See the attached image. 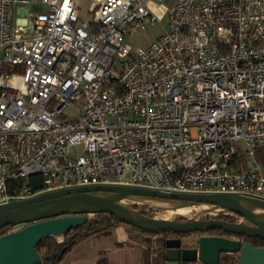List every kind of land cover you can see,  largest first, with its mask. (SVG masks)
Segmentation results:
<instances>
[{
    "label": "built area",
    "instance_id": "obj_1",
    "mask_svg": "<svg viewBox=\"0 0 264 264\" xmlns=\"http://www.w3.org/2000/svg\"><path fill=\"white\" fill-rule=\"evenodd\" d=\"M89 2L0 0V204L83 185L264 200V0H173L146 48L125 43L157 21L144 2Z\"/></svg>",
    "mask_w": 264,
    "mask_h": 264
},
{
    "label": "water",
    "instance_id": "obj_2",
    "mask_svg": "<svg viewBox=\"0 0 264 264\" xmlns=\"http://www.w3.org/2000/svg\"><path fill=\"white\" fill-rule=\"evenodd\" d=\"M140 196L165 201L219 206L226 210L216 217L233 213L240 222L216 219L156 220L144 211L119 206L128 196ZM150 207V206H149ZM264 208V200L232 193H163L137 186L83 185L44 191L25 198H10L0 204V229L18 226L0 235V264H39L35 246L44 237H60L83 225L88 215L108 213L119 222L147 233L173 232L184 234L209 230H222L235 238L218 235H200L188 245V238L169 237L164 241V264L184 262L219 264L221 254L238 255L237 264H264V246H253L241 236L264 239V214L255 208ZM152 208V207H151ZM66 248H62L58 259Z\"/></svg>",
    "mask_w": 264,
    "mask_h": 264
},
{
    "label": "trees",
    "instance_id": "obj_3",
    "mask_svg": "<svg viewBox=\"0 0 264 264\" xmlns=\"http://www.w3.org/2000/svg\"><path fill=\"white\" fill-rule=\"evenodd\" d=\"M257 159L262 163L264 167V147H260L256 153ZM242 160V159H241ZM17 182L10 181L8 183V192L12 195L18 192L16 189ZM28 186L31 188L33 192L41 190L43 187L40 184L38 177L31 176L28 178ZM135 208V207H134ZM137 209V208H136ZM221 218L231 219L233 218L229 215H221ZM122 224L118 220L115 219L114 216L108 213H96L94 217L87 218L86 222L63 235V240L61 242L57 241L55 237H44L41 239L37 245L35 246L38 256L40 258L39 264H58V262L62 259L63 255L69 252L75 245L86 240L91 236L97 235H106L110 234L117 226ZM12 225L4 226L0 229V235L7 233ZM136 229L139 233L145 234H153L147 233L140 229ZM216 235H234L222 230H214ZM188 233H184L182 235H187ZM154 239L151 240L147 247H142V261L143 264H164V241L166 238L173 237V232H162L153 234ZM237 236V235H235ZM243 241L250 242L253 246H264V239L260 237H247L241 236ZM129 238L133 241H138L139 235H130ZM117 245H122L118 243ZM66 248L64 254L60 259H58V254L60 253L62 248ZM238 255L236 254H221L219 264H237ZM97 264H107V260L102 258L97 261ZM182 264H201V263H188L184 262Z\"/></svg>",
    "mask_w": 264,
    "mask_h": 264
},
{
    "label": "rangeland",
    "instance_id": "obj_4",
    "mask_svg": "<svg viewBox=\"0 0 264 264\" xmlns=\"http://www.w3.org/2000/svg\"><path fill=\"white\" fill-rule=\"evenodd\" d=\"M141 1L146 4V6L150 10V12L157 18V21L154 22L153 24L146 25V27L143 29H140V28L134 29V31L132 33L128 34L125 38V43L130 48H136V47L146 48L154 40H156L158 35L162 32L163 28L167 25V20H168L167 12L173 3V0H164L162 2H157L154 0H141ZM74 3L76 5V7L78 8L80 17L81 18H89V16H90V13L88 11L89 4H90L89 0H74ZM24 8H25V10L27 9L28 11H32V12L43 11L45 9L44 6L39 5V4H32V5L26 6ZM24 8L22 10H24ZM14 16H15V14H14ZM26 16L27 15H25V14L19 15V17H21V18L26 17ZM65 113L67 115H72L73 110L67 109L65 111ZM238 146H242V143H238ZM240 148L242 149V147H240ZM71 152H72V154L78 153L77 151H75L74 148L71 149ZM122 204L125 205L127 208L134 209V207H135L134 210H137V211L142 209V211H144L147 216H149L153 219H156V220H165V221H170V220H174V219H176V220H180V219L188 220V219H198V218L212 217V216L216 217L218 215V214L212 215V213L199 214V215L197 213H192V214H188V215L177 214L176 213L177 208L172 209V212H169L167 210H158V209H154V208L149 207V204L146 202H142V201L135 200V199L134 200L133 199L124 200V201H122ZM170 204H174V206L176 207L179 203H177V202L174 203V202L170 201ZM192 208L194 209L195 207H192ZM88 217L92 218V217H94V214H90V215H88ZM231 217L233 219H236V217H233V216H231ZM123 225H125V229H126V232L128 234L139 235V239H138L137 243L143 247H147L149 245V243L151 242V240L155 238L153 234H145V233H141V232L139 233L136 229H134V227L126 225V224H123ZM19 227H20V225L15 226V227H11L9 231H12L14 229H18ZM213 233L215 234V232H213ZM108 235L109 234L97 235V236H91V237H95V238H93V240L99 239L101 241L107 240V242H109L108 240H110V239H109ZM233 236H235V235H233ZM188 237H191V235H188ZM227 237H229V236H227ZM55 239L57 241L61 242L63 240V236L56 237ZM189 241L194 243L195 240H189ZM89 242H91V241H89ZM94 242H96V241H94ZM83 247L84 246L81 245V246H78L77 248H75V250L73 251L74 254H77L79 252H83V249H82ZM136 251L138 252L139 248H136V250L134 251V255L137 257ZM64 256L65 255H63V257Z\"/></svg>",
    "mask_w": 264,
    "mask_h": 264
},
{
    "label": "crops",
    "instance_id": "obj_5",
    "mask_svg": "<svg viewBox=\"0 0 264 264\" xmlns=\"http://www.w3.org/2000/svg\"><path fill=\"white\" fill-rule=\"evenodd\" d=\"M107 240H99L90 237L77 244L71 251L58 262V264H97V261L105 258L107 264H143L141 249L143 246L129 238L125 225L117 226L109 235ZM91 241V242H89ZM96 241V242H94ZM121 243L122 245H117ZM191 245V242H187ZM83 245V252L74 254L75 248ZM136 248H139L137 257L134 255Z\"/></svg>",
    "mask_w": 264,
    "mask_h": 264
},
{
    "label": "bare ground",
    "instance_id": "obj_6",
    "mask_svg": "<svg viewBox=\"0 0 264 264\" xmlns=\"http://www.w3.org/2000/svg\"><path fill=\"white\" fill-rule=\"evenodd\" d=\"M127 199H133V200L135 199V200H139L142 202H146L149 204L150 207H152L154 209L167 210L169 212H172V209L177 208L176 213L177 214H183V215H188V214H192V213H197L198 215L199 214L212 213V215H217L219 213H225L226 212V210L222 209L219 206H215V205L198 204L193 209L187 203L177 202L179 204L175 207L174 204H170V201L152 199V198H146V197H140V196H134V195L128 196V197L124 198L123 200L119 201L118 205L123 207L122 201L127 200ZM171 202L176 203L175 201H171ZM253 211L255 213H258V214H264V208L258 207V208H255Z\"/></svg>",
    "mask_w": 264,
    "mask_h": 264
},
{
    "label": "flooded vegetation",
    "instance_id": "obj_7",
    "mask_svg": "<svg viewBox=\"0 0 264 264\" xmlns=\"http://www.w3.org/2000/svg\"><path fill=\"white\" fill-rule=\"evenodd\" d=\"M212 217H204V218H201V219H210ZM216 219H221V220H227V221H230L229 219H225V218H221V217H216ZM184 219H180L179 221H183ZM235 219H233L234 221ZM214 230H209V231H202V232H191L187 235H179V234H174L173 237H185V238H188V235H191V237H189V240H195L198 236L200 235H216L213 233ZM218 236H229V237H232V238H235L237 236H233V235H229V234H224V235H218ZM196 263H199V262H196Z\"/></svg>",
    "mask_w": 264,
    "mask_h": 264
},
{
    "label": "clouds",
    "instance_id": "obj_8",
    "mask_svg": "<svg viewBox=\"0 0 264 264\" xmlns=\"http://www.w3.org/2000/svg\"><path fill=\"white\" fill-rule=\"evenodd\" d=\"M14 227V226H13Z\"/></svg>",
    "mask_w": 264,
    "mask_h": 264
}]
</instances>
